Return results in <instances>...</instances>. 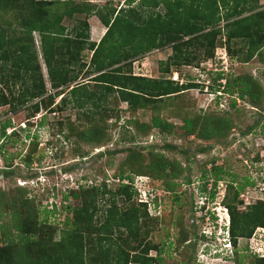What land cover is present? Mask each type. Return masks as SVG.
Masks as SVG:
<instances>
[{
	"label": "trees",
	"instance_id": "16d2710c",
	"mask_svg": "<svg viewBox=\"0 0 264 264\" xmlns=\"http://www.w3.org/2000/svg\"><path fill=\"white\" fill-rule=\"evenodd\" d=\"M255 6L256 0H126L125 7L116 9L109 2L95 6L88 0L77 3L74 0H0V106L7 105L13 111L27 107L34 114L41 106L52 105L54 98L60 95L49 111H61L69 104L77 114L72 121H57L55 134H61L63 140L73 143L72 153H79L81 157L80 143L98 144L105 135L99 121L107 116L109 108L104 105L109 95L125 102L130 110L149 108L154 111L149 124L137 125L133 121L139 130L157 128L170 132L175 125L159 114V105L181 91L198 87V84L189 80L179 82L170 76L133 74L131 62L153 49L168 47L170 53L165 60L158 62V71L170 74L172 68L175 71L180 66L198 62L202 57H212L220 36L224 37L223 44L229 57L236 56L241 62L255 56L261 60L264 11L252 12ZM80 14L83 17L77 18ZM90 16L105 28L98 41L89 39ZM69 19H74V24L67 27L63 22ZM221 21L223 24L219 25ZM33 32L38 37L50 89L72 84L66 92L47 94ZM238 42L243 47L235 48ZM86 50L89 52L87 64L82 60V53ZM78 72H85V77H90L76 81ZM210 81L208 89L218 93L216 100L221 93H235L249 105L261 107L264 92L251 75L238 74L229 78L216 71ZM234 107L235 98H232L226 110L204 113L199 110L181 115V127L185 134L198 139L223 140L233 126L228 111ZM262 110H259L260 117L264 116V108ZM95 114L97 119L93 117ZM174 115L179 116V113L175 111ZM81 118L86 122H78ZM41 121L37 124L40 125ZM10 124L8 118L0 124V152L3 153L6 139L17 134L15 129L6 133ZM22 131L29 137L28 128L24 127ZM261 134L264 136V123ZM31 136L28 151L21 155L27 168L32 162L33 151H37V135L34 132ZM140 155L131 151L123 166L134 164ZM261 157L264 159V154ZM261 157L256 154L254 159L262 160ZM40 160L41 155L35 157V161ZM213 162L214 159L209 161V168L204 162L200 166L202 173L197 188L203 197L201 209L206 207L205 203L214 201L217 181L221 174L227 173ZM8 166L0 171L3 176L12 174L13 170ZM184 171L188 169L175 159L169 160L160 152L150 153L149 159L139 164L134 177L149 176L160 181L162 188L151 185L146 192L151 196L149 201L137 199V204L132 203L137 194L133 188V171L125 173L119 170L114 174L118 181L112 191L105 188L103 181L87 189L70 190L72 198L82 200L67 209L71 216L63 220L57 240L54 239V226L46 220L48 214H55L54 204L50 210L40 209L39 204L27 195V190L20 186H15L9 194L0 192V264H160L163 250L171 247L185 258L180 260L181 264H187L189 258L195 263L191 255L198 238L204 239L203 234L194 232L191 237L192 233L181 227L175 241L152 243L146 241L147 232L140 223L158 219L148 214V204L154 210L161 202L155 190L169 192L173 194L172 200L177 201L178 194L174 189L180 183L174 179L182 176ZM230 176L231 181L218 203L228 214L231 259L235 264H244L236 252L238 239H248L255 229H264V179L261 181L262 197L240 209L242 200L239 195L245 185L253 182L247 179L233 186L235 176ZM209 178L210 185L207 186ZM190 183L186 175L182 184ZM188 196L191 199L192 192H188ZM67 197V194H62L60 201ZM104 197L107 199L103 200ZM100 202L102 209H98ZM40 212L43 214L41 220ZM206 213L214 219L212 210L208 208ZM167 237L166 233L165 239ZM150 251L154 254H149ZM252 263L264 264V255L252 254Z\"/></svg>",
	"mask_w": 264,
	"mask_h": 264
},
{
	"label": "rangeland",
	"instance_id": "374dc122",
	"mask_svg": "<svg viewBox=\"0 0 264 264\" xmlns=\"http://www.w3.org/2000/svg\"><path fill=\"white\" fill-rule=\"evenodd\" d=\"M80 1L82 0H74L75 3ZM88 1L95 6L109 2L110 6L116 9L126 6V0ZM260 10L264 11V0H256V6L252 12ZM76 17L82 18L83 14ZM88 23L89 39L97 41L105 28L94 16L88 18ZM63 24L70 27L74 24V19L65 20ZM222 24L221 21L219 25ZM32 34L47 94L55 91L66 92L72 84L50 89L45 66L39 52L38 37L35 32ZM220 37L216 40L212 57H202L198 62L180 66L175 71L172 68L173 71L170 74H161L158 71V62L165 60L170 53L168 47L153 49L131 62L130 71L133 74L151 77L170 76L171 79H178L179 82H188L189 80L198 84V87L181 91L180 94L172 99L164 100L159 105V114L175 127L177 126L170 132L161 131L157 128H149L146 131L145 128L139 130L133 121L137 125L149 124L154 111L149 108L130 110L125 102L109 95L104 105L105 108H109L107 116H104L105 120L99 121L105 129V135L98 144L80 143L79 150L83 152V157H81L79 153H72L73 143L63 140L61 134H55L57 121L68 119L72 121L77 114L76 110L69 104L61 111H49L50 106L59 100L60 95L54 98L52 105L41 106L39 111L34 114L27 107L17 108L13 111L7 105L0 106V124L8 118L11 124L6 133L13 129L17 132L16 135L6 139L3 149L5 153L0 152V171L7 164H9L8 168L13 170L12 174L7 177L0 173V192L9 194L16 188L15 186H20L27 190V195L39 204L40 209L50 210L54 204L55 214H46V220L54 226V239L57 240L59 231L63 227V220L71 216L67 209L82 200L72 198L69 195L70 190L87 189L94 185H100L103 181L106 184L105 188L112 191L118 181L117 175L114 176V174H117L119 170H123L125 173L133 171V188L137 194L133 197L132 203L137 204V199L149 201L151 196L146 195L147 190L151 188V185L162 188L159 186L160 181L152 180L146 175V177H134V174L137 173L139 164L149 159L150 153L160 152L165 158L178 161L188 171H184L182 176L174 179L180 183L174 189L178 194L177 201L172 200L173 194L163 192L161 189L155 190V194L161 197V202L154 210L152 205L148 204V214L154 215L158 219L140 221L142 228L147 232L146 241L152 243L165 240L166 242H173L179 235V229L183 227L192 233L191 237L194 232L204 236V239L198 238L195 243V251L191 255L194 257L195 263L189 258L187 264H235L231 259L232 246L230 245L229 248L223 246L222 237L226 236L227 213L223 209L225 207H220L218 202L226 192V185L231 181L230 175L235 176V180L232 181L233 186H237L247 179L253 182L252 185H245L239 195L242 200L240 209H244L248 204L262 197L263 184L261 181L264 179V159L261 156L264 154L262 149L264 136L261 132L264 116H259V110L263 111L264 108V94L261 107H253L245 99L237 98L235 93L231 95L221 93L219 100H216L215 96L218 93L210 92L208 85L211 82L210 78L214 76L216 71H221L229 78L238 74H249L258 81L264 92V49L261 51L263 54L261 60L255 56L246 62H241L235 58L236 56L234 58L229 57L223 44L224 37ZM260 37L263 38V35L260 34ZM238 47L243 46L238 42L235 48ZM82 54H84L82 60L87 64L89 52L86 50ZM84 77L85 72H78L76 81L90 76ZM199 85L203 87L200 89ZM232 98H235V107L229 109L228 115L231 117L233 126L225 139L219 141L202 140L194 135L184 133V129L181 127V115L191 114L199 110L202 113L226 110L228 109V102ZM44 99L46 100V98ZM87 105L90 104L87 103ZM175 111L179 113V116L174 115ZM93 117L97 119L98 115L95 114ZM40 119L42 121L38 125ZM82 119L78 122L85 123L86 119L84 122ZM24 127L28 128L29 137L35 132L38 139L37 151H33L32 162L28 168L21 158V155H24L30 147V138L25 136V131H22ZM244 131L246 132L243 133ZM130 136H133V139ZM48 139L50 143H46ZM131 151L139 152L140 158L132 165L123 166L126 156ZM256 154L262 160L256 161L254 159ZM40 155L41 160L35 161V157ZM211 159H214V165L222 166L227 173L221 174V179L217 181L214 201L205 203L206 207L201 209L203 197L199 195L197 188L202 173L200 166L204 162L206 163L205 167L209 168ZM30 174L31 176L28 177L27 175ZM186 175L191 181L189 185L182 184V179ZM210 180L209 178L207 186L210 185ZM123 181L126 182V180ZM188 192H192L191 199ZM62 194L68 195L64 201L62 199L60 201ZM99 208H104L102 203ZM206 208L212 210L214 219L206 213ZM97 213L100 214V212ZM1 217L4 219L5 215H1ZM201 217L203 218L200 220ZM42 218L43 214L40 212L39 219ZM166 233L167 239H165ZM179 252L174 251L173 247L163 250V260L160 264H181L180 260H185V258ZM201 252L204 253L201 254ZM236 252L244 264H253L252 254L264 255V230L255 229L248 239L239 238ZM149 254L153 255L154 251H150Z\"/></svg>",
	"mask_w": 264,
	"mask_h": 264
},
{
	"label": "built area",
	"instance_id": "2783aa9c",
	"mask_svg": "<svg viewBox=\"0 0 264 264\" xmlns=\"http://www.w3.org/2000/svg\"><path fill=\"white\" fill-rule=\"evenodd\" d=\"M139 201H147V200H139ZM221 207V206H220ZM223 208V207H222ZM225 211H226V209L225 208H223ZM226 213H227V211H226ZM225 229H226V236L225 237H222V242H223V246L224 247H226V246H228V248H229V246L231 245L230 244V241H229V235H228V214H227V224H226V226H225ZM258 230L260 229V230H264L263 228H257ZM224 232V231H223ZM232 252V251H231ZM201 254H202V252H201ZM258 255H261V254H258Z\"/></svg>",
	"mask_w": 264,
	"mask_h": 264
},
{
	"label": "crops",
	"instance_id": "0c3cea01",
	"mask_svg": "<svg viewBox=\"0 0 264 264\" xmlns=\"http://www.w3.org/2000/svg\"><path fill=\"white\" fill-rule=\"evenodd\" d=\"M104 32V31H103ZM98 41V40H97Z\"/></svg>",
	"mask_w": 264,
	"mask_h": 264
}]
</instances>
